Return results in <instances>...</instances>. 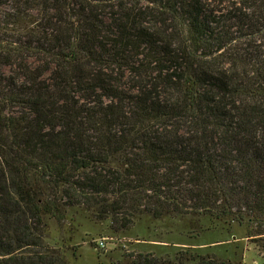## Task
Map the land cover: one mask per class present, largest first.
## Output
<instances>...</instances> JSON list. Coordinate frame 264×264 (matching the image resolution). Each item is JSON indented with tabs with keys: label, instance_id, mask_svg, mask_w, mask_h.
<instances>
[{
	"label": "trees",
	"instance_id": "16d2710c",
	"mask_svg": "<svg viewBox=\"0 0 264 264\" xmlns=\"http://www.w3.org/2000/svg\"><path fill=\"white\" fill-rule=\"evenodd\" d=\"M80 219L264 258V0H0V264H76Z\"/></svg>",
	"mask_w": 264,
	"mask_h": 264
},
{
	"label": "rangeland",
	"instance_id": "374dc122",
	"mask_svg": "<svg viewBox=\"0 0 264 264\" xmlns=\"http://www.w3.org/2000/svg\"><path fill=\"white\" fill-rule=\"evenodd\" d=\"M8 72V70H6ZM84 223L75 234V242L72 245H79V260H75L72 254L69 257L76 264H130L133 254L155 252L156 255H163L166 252H174L183 246V242L199 243L195 239L189 240L196 235L195 231H183L181 227H169V221L162 223H147L151 230L147 231L143 220H138L135 225L127 231L113 234L107 229L110 221L96 224L91 220L80 219ZM64 231L59 229L55 221H51L50 232L47 241L51 244L61 246L62 237L68 238ZM209 231V230H208ZM183 232V233H181ZM215 229L207 232V236H216ZM233 239H237L233 236ZM257 238L250 239L252 241ZM243 242L242 261L244 264H264V258L259 253L256 243L248 238L237 239ZM101 241L105 245H101ZM209 241V240H208ZM232 240H222L209 244L197 245L198 251L205 253L214 251L219 255H226L225 247ZM176 242V243H174ZM207 242V241H206ZM221 243V244H220ZM99 244V245H98ZM231 250V247L229 248Z\"/></svg>",
	"mask_w": 264,
	"mask_h": 264
},
{
	"label": "built area",
	"instance_id": "2783aa9c",
	"mask_svg": "<svg viewBox=\"0 0 264 264\" xmlns=\"http://www.w3.org/2000/svg\"><path fill=\"white\" fill-rule=\"evenodd\" d=\"M100 243H101V245H105L103 241H101Z\"/></svg>",
	"mask_w": 264,
	"mask_h": 264
}]
</instances>
